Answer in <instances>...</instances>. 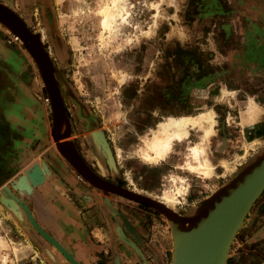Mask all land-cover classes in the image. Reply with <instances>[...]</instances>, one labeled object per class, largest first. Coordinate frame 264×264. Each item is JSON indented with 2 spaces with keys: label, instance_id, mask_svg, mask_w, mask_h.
Wrapping results in <instances>:
<instances>
[{
  "label": "rangeland",
  "instance_id": "374dc122",
  "mask_svg": "<svg viewBox=\"0 0 264 264\" xmlns=\"http://www.w3.org/2000/svg\"><path fill=\"white\" fill-rule=\"evenodd\" d=\"M67 1L76 5L68 23L76 37L70 43L76 51L77 82L73 89L65 88L72 93V110L65 109L62 102L63 115L56 122L51 99L43 88L45 96L36 90L40 98H33L34 104L22 105L11 94L4 104L7 111L0 114V173L14 170L10 162L17 158L26 164L33 162L23 170L25 187L23 181L15 180L19 173L12 178L0 177V264H70L37 231L31 219L47 235L60 238L67 250L57 243L78 263L100 264V260L105 264H131L130 244L121 237L123 230L120 232L132 214L129 207L133 213L145 207L154 214L151 221L141 226L144 243L153 249L149 253L156 264H174L173 224L177 222L167 212L188 216L208 195L209 183H201L195 177L192 180L189 173L200 179L210 178L199 169L190 172L187 167L198 165L189 152L198 141L192 131L189 140L174 141L162 160H145L143 152L168 116H195L209 108L203 113L212 115L216 134L219 114L213 109L217 107L221 113L226 105L216 96L234 94L224 87L218 93L220 84H213L210 91L217 95L202 109L196 108L190 97V90L205 83L206 74L215 67L231 68L236 58L256 77L264 75V0H188L187 6V0H118L114 10L118 16L115 14L110 31L103 29L99 11L112 6L114 0ZM233 51L237 56H233ZM132 52L135 56H129ZM90 66L98 73H90ZM225 75V80L233 79L232 73ZM122 76L125 81L120 84ZM123 84L127 88L121 89ZM60 91L56 89L61 97ZM33 105H39L41 115L35 112L32 116ZM249 107L252 112L256 109L252 100ZM46 112L49 119L45 118ZM70 113L77 120L73 129L68 120ZM56 127L63 153L51 134ZM257 143L245 141L244 151L234 159L245 156L234 163L231 171ZM46 150L68 167L74 176L72 182L68 180L53 189L44 182L45 175L38 166L50 176L46 163L40 159ZM35 170L40 171L39 180L32 179ZM87 188L92 190L90 195L95 194L96 215L102 213L104 217L97 227L90 225L89 232L84 233V225L90 223L86 215L90 202ZM55 199L59 200L57 206ZM5 200L14 202L16 208L7 207ZM262 203L264 190L247 208L229 239L224 264H264ZM119 204L128 206V219L124 221L110 217ZM79 229L82 236L78 235ZM130 234L137 237L133 231ZM132 264H136L134 259Z\"/></svg>",
  "mask_w": 264,
  "mask_h": 264
},
{
  "label": "crops",
  "instance_id": "0c3cea01",
  "mask_svg": "<svg viewBox=\"0 0 264 264\" xmlns=\"http://www.w3.org/2000/svg\"><path fill=\"white\" fill-rule=\"evenodd\" d=\"M188 3L187 0L185 6ZM0 4L9 8L24 22L28 31L36 40L35 44L39 57L47 62L50 70V75L44 78L30 50L20 43L15 46H8L0 41V95H4L1 89L8 87L9 95H15L17 90L20 89L25 96L28 91L32 100L35 97L33 93L36 90L45 88L49 97L47 88L52 85L51 81L58 89H73L76 87L77 79L74 78L75 73H77L74 71V68L77 67L75 65L76 51L70 43V39L73 40L76 37L71 33L68 23L76 6L75 3L67 0H61L58 3L55 0H0ZM0 28L5 30L1 25ZM134 54L132 52L129 56H135ZM233 56H237L235 52ZM88 70L93 74L98 73L96 69L91 70V66ZM211 71L210 74H206L205 83L190 90L192 104H195L196 108L202 109L204 105L211 103L213 96L217 95L210 91L213 84H220L218 93H221L222 87H224L226 91L231 92L234 96H216L218 99L223 100L226 105L221 113L219 108L213 109L217 115L219 114L216 134L209 140L211 141V153L216 163L214 176L210 179H200V176L189 173L192 175V180L195 177L201 183H209L211 186L208 195L201 201L210 198L215 192L227 188L232 179L250 167L264 154V75L256 77L257 75L254 72L240 65L236 58L231 68L215 67ZM227 73L233 74L232 80H225V74ZM122 88H127V85L123 84ZM67 91H65V94L69 92ZM4 97H1L2 101ZM250 100L256 106L253 112L249 107ZM61 101L63 102L62 97ZM33 102L36 101L32 100L31 103L34 104ZM230 106L232 107L231 110ZM32 109V116L35 115V112L36 115H41L39 114V105L37 107L33 105ZM204 111H209V108L200 112ZM228 119L234 120L230 123ZM245 141H257L259 143L254 146V149H248L246 158L241 163L235 164L233 171L224 174L219 162L222 160L232 161L236 155L241 154L244 151ZM45 167L50 172L48 165L45 164ZM60 171L64 175L68 172L67 168L62 166H60ZM198 193L202 194V191H198ZM190 196L189 194L188 197L190 198ZM106 205L110 207V203H106ZM115 211V214H112L110 210L109 216L112 214L113 216L110 217L114 220L117 218L118 221H124L126 215L120 209ZM193 213L194 209L187 214L190 216ZM91 226L93 228L97 227L94 224H91ZM131 231H133V228H131ZM120 232H122V229H120ZM121 237H125V235L122 234ZM138 237L139 240H135L136 243L132 240L127 242V244H130L128 246L132 251L130 253L131 261L129 262L132 264L134 259L136 264H156L149 253L153 249L142 241L139 234ZM127 250L129 251L128 248Z\"/></svg>",
  "mask_w": 264,
  "mask_h": 264
},
{
  "label": "water",
  "instance_id": "95a60500",
  "mask_svg": "<svg viewBox=\"0 0 264 264\" xmlns=\"http://www.w3.org/2000/svg\"><path fill=\"white\" fill-rule=\"evenodd\" d=\"M0 25L18 37L19 42L30 50L44 78L50 75L47 62L39 57L36 40L24 22L9 8L0 4ZM47 88L52 103L53 119L58 122L63 115L61 97L51 81ZM58 128L51 131L57 148L63 153L59 143ZM264 190V154L250 167L232 179L227 188L215 192L194 208L190 216L177 217L174 226V264H224L229 239L238 228L243 214ZM142 201V200H141ZM37 231L43 235L33 222ZM47 235V234H46Z\"/></svg>",
  "mask_w": 264,
  "mask_h": 264
},
{
  "label": "bare ground",
  "instance_id": "6f19581e",
  "mask_svg": "<svg viewBox=\"0 0 264 264\" xmlns=\"http://www.w3.org/2000/svg\"><path fill=\"white\" fill-rule=\"evenodd\" d=\"M116 8H118V0H114L112 2V6L107 5L99 11V14L102 16L101 25L103 29L108 31L112 29L115 22V17L118 16V14L114 12ZM119 81L120 84L124 83L125 77L122 76ZM190 131H192L193 135H195L198 139V141L194 142L193 146H191L189 149L191 156L195 157V161L198 163V165L196 167H187L190 172H194L196 169H199L200 173H202L205 177L211 178L215 173L216 163L213 160L208 142L211 137L215 135V121L212 115L207 113L202 112L195 116H168L164 118V121L160 123V126L157 130V135L155 134L156 136H154L153 140L148 145L147 151L145 150L143 152V158L151 162L164 159L172 149L174 141H178L180 143L184 139H190ZM99 141L104 144L103 138H100ZM249 146L252 148L253 143ZM149 153H151V155ZM244 156L245 154H242L241 156H238L236 159H234L232 162L220 161L219 165L224 170V173H229L233 168L234 163L239 162L241 159L244 158ZM33 172L32 173L34 175L32 179L38 178V176L40 175V171L35 170ZM26 183L27 180H25V183H22V187H25V185H27ZM168 200L169 199H167V201ZM5 202L7 207L11 209L16 208L14 202L8 200H5ZM171 202V200L168 201V203ZM37 228L43 234L42 236L49 243H51L70 264H79L73 257L69 255L68 252H66L65 249L62 248L61 245H59V243H57L56 240H54L49 235H46V233H44L38 226Z\"/></svg>",
  "mask_w": 264,
  "mask_h": 264
},
{
  "label": "flooded vegetation",
  "instance_id": "af4514ba",
  "mask_svg": "<svg viewBox=\"0 0 264 264\" xmlns=\"http://www.w3.org/2000/svg\"><path fill=\"white\" fill-rule=\"evenodd\" d=\"M0 41L3 42L4 44L8 45V46H15L16 45L14 42H12L10 40L9 35L5 34L1 30H0ZM1 90H2V93H4V95H0V114H3V112L7 111V109L5 108L4 104H6V102H7L6 100L8 99V97L11 94L9 95L8 87H5L4 89H1ZM62 90H64V91L62 92ZM65 91H66L65 88H61L60 93H61V97L63 99V103L65 105V109L72 110V105H71L72 103L69 101V97H72V93H70V91L69 92L67 91L68 93L65 94ZM26 93L27 94L25 96L24 93L21 92L20 89L17 90V92L15 93V97H16L17 101H20V103H22V105L24 103H27V104H30L31 103L30 102L31 101V97H29L28 91ZM40 94L41 95L42 94L44 95L43 88L40 90ZM33 95L35 96L33 98L36 99V97H38L37 91L35 93H33ZM2 96H5L3 101L1 100V97ZM38 98H40V97H38ZM47 101H48V99H45V102H47ZM46 114L47 115H46L45 118L46 119H49V113L46 112ZM68 115H69L68 116V120H69L70 128L73 129L74 126L77 123L75 114L74 113H70ZM54 158H56V159H54ZM40 159L43 160L46 163V165H48V167L50 169L51 174H50V176L49 175L47 176L45 174L44 169H42L40 165L38 166V168L42 172V175H45L44 182L50 183L53 186L52 189L53 188H57L59 186L58 184L63 185L65 182L68 183V180H70V179L73 180L74 179V176L72 175V173L68 169V167H67L68 172L66 173L67 176H65L63 174V172L60 171V166L64 167V165H62L63 162H62V160L58 159V157L53 156V154H52V152L50 150L44 151L42 153ZM25 162L26 161H22V159H18V158L15 159V161L13 163L10 162V164H11L10 166H12L14 170H12L11 172L10 171L6 172L4 170L3 173H0V177L3 178V179L5 177H11L12 178L15 175H17V173H19L17 176H15L16 177L15 180H17V181L20 180L21 182L24 180V183H25L26 177L23 176V170L25 168L31 167L33 165V162H31L29 164H26ZM20 168H23V169L21 170V172H18L20 170ZM3 174L4 175L7 174V176H4ZM21 179H23V180H21ZM72 180H70V181L72 182ZM76 183H79V182L76 181ZM80 187H82V186L80 185ZM82 188L84 189L85 187H82ZM59 189H60V187H59ZM86 191L88 192L87 195H86L87 196V200H90L89 205L87 204V207H86V209H87L86 215L88 216L87 217L88 218L87 220L90 221V223L89 224L87 223V225H84V230H83L84 233L89 232L88 228L90 227L91 224L98 225V221L103 220V217H104V216H102V213H98L99 215H96L97 214V211H96L97 207H95V205H94L95 204V199L93 197V196H95V194L90 195L92 193V190L89 189V188H87ZM50 194H51V192H50ZM55 200L56 201H55L54 205L57 206L58 203H59V200L58 199H55ZM124 207H126V209ZM127 208H128V206H125V205H122V204H119L118 207H117V209L118 210L120 209L125 215H126L125 210H128V209L130 210L129 212L132 213L131 216H130V218H129V220L127 221V224L125 226L122 224L123 225L122 226V230H123V233H125L124 234L125 235V241L126 242H128V240H132L134 242H135V240L138 241L139 240L138 234H139V236L141 237L142 241L144 242V240H143L144 234H143V232L141 230V226H144L143 225L144 223H148L149 221H151L152 220V217L154 216V214H151L148 211V209L145 208V207L135 209L134 210V213H133V210H132L133 208L132 207H129L128 209ZM261 208H262V210L264 209V203H262ZM126 219H128V218H126ZM106 226H108V225L106 224ZM131 228H133V231L135 232V234L137 236L136 238L133 237V236H131V234H130ZM77 231H78V235L79 236H82V230L79 229ZM49 236H51L52 238H54L56 241H58L65 248V246L62 243V240L60 238H57V237L55 238L51 234H49ZM108 253H109V251H108ZM40 262H42V261H40ZM79 263L81 264L80 261H79ZM98 263L105 264L104 261H100V260H98Z\"/></svg>",
  "mask_w": 264,
  "mask_h": 264
},
{
  "label": "built area",
  "instance_id": "2783aa9c",
  "mask_svg": "<svg viewBox=\"0 0 264 264\" xmlns=\"http://www.w3.org/2000/svg\"><path fill=\"white\" fill-rule=\"evenodd\" d=\"M9 37H10V40H11L12 42H17V41L19 42L18 37H16L15 35L9 33Z\"/></svg>",
  "mask_w": 264,
  "mask_h": 264
}]
</instances>
